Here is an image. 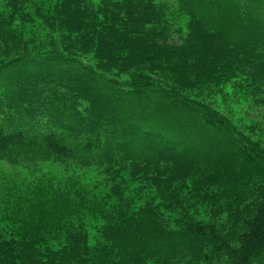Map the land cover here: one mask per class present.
Listing matches in <instances>:
<instances>
[{
  "label": "trees",
  "instance_id": "trees-1",
  "mask_svg": "<svg viewBox=\"0 0 264 264\" xmlns=\"http://www.w3.org/2000/svg\"><path fill=\"white\" fill-rule=\"evenodd\" d=\"M4 1L0 158L99 164L115 198L50 190L39 218L0 227V264H264V146L202 98L264 81V0ZM182 188V205L141 196Z\"/></svg>",
  "mask_w": 264,
  "mask_h": 264
},
{
  "label": "rangeland",
  "instance_id": "rangeland-1",
  "mask_svg": "<svg viewBox=\"0 0 264 264\" xmlns=\"http://www.w3.org/2000/svg\"><path fill=\"white\" fill-rule=\"evenodd\" d=\"M97 1L94 0V2ZM208 8L209 15L213 14L214 16L212 4L209 3ZM5 9V1L0 0V11ZM185 21L186 17H182L181 23L183 24ZM255 32L241 31L238 36L250 38ZM231 78L227 84L218 83L216 86L207 89V93L202 98L213 104L218 111L231 118L249 138L264 146V102L260 100V97H264V81L258 87H253L250 92H246L247 94L245 95L242 89L246 83L242 82L240 85H236L235 78ZM135 130L134 132L138 133L140 137L143 133H147L145 128ZM209 137L207 135L202 143L191 138L189 145L193 151H196V147L200 144L203 147L208 142L207 138ZM160 138L161 136H159ZM216 145L221 147V144L217 141L212 148V150L214 149V155L217 156L218 162H220L223 159L224 152L222 148H218L219 146ZM229 153L239 164L240 159L234 150L229 149ZM14 159L16 160H12L9 157L0 158V227L3 230L12 231L15 234L20 232L21 227H18V223L13 220L20 216L25 217L26 211L32 217L39 218V213L47 207V205L41 204V202L44 201L49 205L51 204L48 200L50 190L54 189L55 192L56 188L62 190L67 189V187L71 188L69 185L71 181H75L76 184L83 186L90 195L89 199L98 203V206H105L114 202L115 197L109 194V187L111 185L110 175L99 164L81 165L77 164V161L74 160L61 162L54 159L28 160L17 157ZM206 173L207 171H203L198 176L187 179L188 185L192 182H197L199 176ZM123 176L126 179L122 184L125 187L124 194L129 195L136 190L140 182L127 180L125 172H123ZM117 181H120V177L117 178ZM37 189L38 192H36ZM184 189L175 191L173 195L172 193L169 194L168 191L161 190L159 192L154 189L147 194L141 193V196H150L157 201L162 198L167 199L171 197L182 205V203H185L187 196ZM134 193L138 194L137 191ZM28 195L37 200L36 203L41 204V206H36L29 202ZM165 195L168 196L164 197ZM79 200L74 197L63 198L64 207L61 209V213L64 217H69V210L67 208L72 209V205L74 207L75 202ZM142 200L140 199L135 204H141ZM29 207H32V209ZM25 209L28 210L25 211ZM86 211L92 212L93 209Z\"/></svg>",
  "mask_w": 264,
  "mask_h": 264
}]
</instances>
